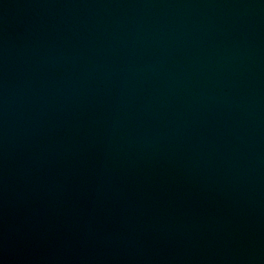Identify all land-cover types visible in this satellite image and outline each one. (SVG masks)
Segmentation results:
<instances>
[{
  "label": "water",
  "instance_id": "obj_1",
  "mask_svg": "<svg viewBox=\"0 0 264 264\" xmlns=\"http://www.w3.org/2000/svg\"><path fill=\"white\" fill-rule=\"evenodd\" d=\"M0 264H264V0H0Z\"/></svg>",
  "mask_w": 264,
  "mask_h": 264
}]
</instances>
